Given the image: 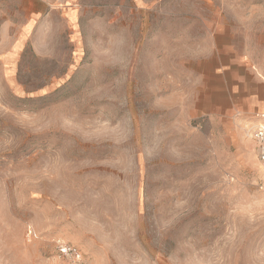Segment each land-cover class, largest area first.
Instances as JSON below:
<instances>
[{"label": "rangeland", "instance_id": "1", "mask_svg": "<svg viewBox=\"0 0 264 264\" xmlns=\"http://www.w3.org/2000/svg\"><path fill=\"white\" fill-rule=\"evenodd\" d=\"M235 52L264 0H0V264H264Z\"/></svg>", "mask_w": 264, "mask_h": 264}, {"label": "crops", "instance_id": "2", "mask_svg": "<svg viewBox=\"0 0 264 264\" xmlns=\"http://www.w3.org/2000/svg\"><path fill=\"white\" fill-rule=\"evenodd\" d=\"M232 54L222 66L225 79L232 84L222 93L237 109L253 115L264 113V71L252 68L241 53Z\"/></svg>", "mask_w": 264, "mask_h": 264}, {"label": "built area", "instance_id": "3", "mask_svg": "<svg viewBox=\"0 0 264 264\" xmlns=\"http://www.w3.org/2000/svg\"><path fill=\"white\" fill-rule=\"evenodd\" d=\"M255 118L257 119V122L252 125L247 135L257 145L259 161L264 168V113L256 114ZM61 251L65 254H71L80 258L78 250L70 246H61Z\"/></svg>", "mask_w": 264, "mask_h": 264}]
</instances>
